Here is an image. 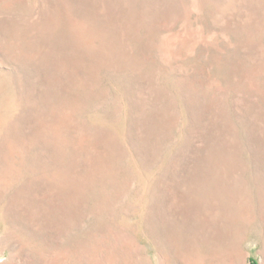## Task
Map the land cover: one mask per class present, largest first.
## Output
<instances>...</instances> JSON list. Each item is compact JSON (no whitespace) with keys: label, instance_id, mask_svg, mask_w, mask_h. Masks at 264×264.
<instances>
[{"label":"rangeland","instance_id":"374dc122","mask_svg":"<svg viewBox=\"0 0 264 264\" xmlns=\"http://www.w3.org/2000/svg\"><path fill=\"white\" fill-rule=\"evenodd\" d=\"M0 264H264V0H0Z\"/></svg>","mask_w":264,"mask_h":264}]
</instances>
